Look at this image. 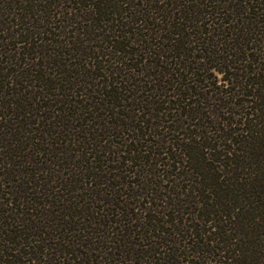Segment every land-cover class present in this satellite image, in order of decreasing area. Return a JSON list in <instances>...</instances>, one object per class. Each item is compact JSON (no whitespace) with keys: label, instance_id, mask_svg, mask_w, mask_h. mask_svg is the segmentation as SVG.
I'll list each match as a JSON object with an SVG mask.
<instances>
[{"label":"trees","instance_id":"16d2710c","mask_svg":"<svg viewBox=\"0 0 264 264\" xmlns=\"http://www.w3.org/2000/svg\"><path fill=\"white\" fill-rule=\"evenodd\" d=\"M0 264H264V0H0Z\"/></svg>","mask_w":264,"mask_h":264}]
</instances>
